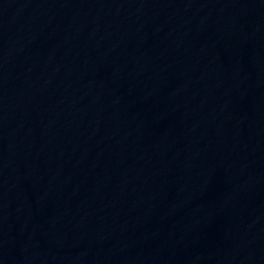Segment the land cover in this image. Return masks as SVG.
Returning a JSON list of instances; mask_svg holds the SVG:
<instances>
[{"label": "water", "instance_id": "95a60500", "mask_svg": "<svg viewBox=\"0 0 264 264\" xmlns=\"http://www.w3.org/2000/svg\"><path fill=\"white\" fill-rule=\"evenodd\" d=\"M0 264H264V0H0Z\"/></svg>", "mask_w": 264, "mask_h": 264}]
</instances>
